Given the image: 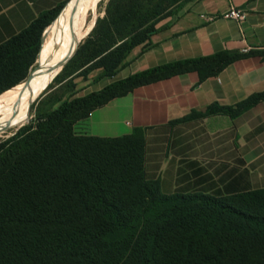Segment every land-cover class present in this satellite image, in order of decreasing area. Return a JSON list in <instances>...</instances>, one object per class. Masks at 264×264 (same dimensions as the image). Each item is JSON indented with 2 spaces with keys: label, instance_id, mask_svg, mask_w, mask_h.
Listing matches in <instances>:
<instances>
[{
  "label": "trees",
  "instance_id": "16d2710c",
  "mask_svg": "<svg viewBox=\"0 0 264 264\" xmlns=\"http://www.w3.org/2000/svg\"><path fill=\"white\" fill-rule=\"evenodd\" d=\"M185 1L138 21L59 84L91 69L102 70L96 82L115 77L136 48L150 46L154 25ZM65 6L0 45V98L25 79L21 73L14 78L17 63L35 60L44 28ZM84 45L72 52L69 64ZM250 54L264 57V51ZM243 56L219 53L170 63L84 97L72 91L50 114L39 116L37 126L26 125L2 142L0 264H264L261 199L164 195L159 181L146 178L142 129L120 138L74 130L95 109L137 87L188 72H198L203 82ZM261 101L264 93L254 94L236 112Z\"/></svg>",
  "mask_w": 264,
  "mask_h": 264
},
{
  "label": "crops",
  "instance_id": "0c3cea01",
  "mask_svg": "<svg viewBox=\"0 0 264 264\" xmlns=\"http://www.w3.org/2000/svg\"><path fill=\"white\" fill-rule=\"evenodd\" d=\"M70 1L0 0V45ZM231 9L246 20L224 18ZM157 28L115 77L94 79L76 96L178 61L244 56L203 82L188 72L137 87L95 109L75 133L120 138L142 129L146 178L159 181L164 195L258 198L264 206V101L236 112L264 93V57L250 54L264 51V0H187Z\"/></svg>",
  "mask_w": 264,
  "mask_h": 264
},
{
  "label": "rangeland",
  "instance_id": "374dc122",
  "mask_svg": "<svg viewBox=\"0 0 264 264\" xmlns=\"http://www.w3.org/2000/svg\"><path fill=\"white\" fill-rule=\"evenodd\" d=\"M176 1L177 0H106L101 2L97 6V9L95 11L88 14L85 30L83 31L80 38H78L79 41H76L73 48L66 55V61L71 57L72 52L77 47V49H79L80 46L84 45V43L87 42L83 46L81 53L77 58L73 60V62H71L70 64L68 62L66 64L69 66L68 70L65 72H63V70L66 65L64 67L63 65L66 61L64 62V64L49 82L46 89L32 104L28 115L19 114L17 116L9 118V120L7 119L6 121L0 123V144L13 137L22 127L26 125H32L33 127L37 126L39 116H46L47 114H50L60 105L63 100L68 97V95L72 91H75L78 87H85L94 79H96V77L102 72V70L97 69H91L90 71L86 70L82 74L77 76L74 80L61 86L59 84L60 81L63 80L73 69L80 67L84 62H87L97 50L103 49L110 43L119 42L122 37L129 31V29H131L133 25L138 23V21H146L152 18L156 12L165 9ZM69 3L66 4L62 12L65 11ZM62 12L59 16H61ZM57 19H55V21ZM55 21L44 28L41 35L40 51L44 43L45 33L55 23ZM157 29L158 28L156 24L154 25L153 30L156 31ZM99 40L101 42H99ZM40 51L33 62V59H30L29 61H24L23 63H17V70L15 71L17 74L15 73L16 77L14 78H17V75L21 73L25 76V79L18 85L12 87V90L17 86L26 83L33 72L35 73L32 78L36 76L40 69ZM58 51L59 49L56 50L55 54ZM133 53L134 51L132 52V54ZM58 73H62L61 79L54 81L55 78L59 75ZM11 89L9 90L11 91ZM10 91H7V93ZM20 99L21 96L15 97L11 104L15 105L19 103ZM3 103L7 105L8 100H4ZM1 117L2 116H0V118Z\"/></svg>",
  "mask_w": 264,
  "mask_h": 264
},
{
  "label": "bare ground",
  "instance_id": "6f19581e",
  "mask_svg": "<svg viewBox=\"0 0 264 264\" xmlns=\"http://www.w3.org/2000/svg\"><path fill=\"white\" fill-rule=\"evenodd\" d=\"M103 1L106 0H73L69 3L45 33L39 57L40 69L36 76L0 98V123L19 114L28 115L32 104L64 64L66 55L85 30L88 14L95 11ZM57 49L59 51L55 54ZM18 96H21L19 103L12 105L11 102ZM4 100H8L7 105L3 103Z\"/></svg>",
  "mask_w": 264,
  "mask_h": 264
},
{
  "label": "built area",
  "instance_id": "2783aa9c",
  "mask_svg": "<svg viewBox=\"0 0 264 264\" xmlns=\"http://www.w3.org/2000/svg\"><path fill=\"white\" fill-rule=\"evenodd\" d=\"M246 16L247 14L240 9H231L230 11H228L225 15L224 18L226 19H230V20H234L238 23H243L246 20ZM244 52H248V50H245Z\"/></svg>",
  "mask_w": 264,
  "mask_h": 264
},
{
  "label": "water",
  "instance_id": "95a60500",
  "mask_svg": "<svg viewBox=\"0 0 264 264\" xmlns=\"http://www.w3.org/2000/svg\"><path fill=\"white\" fill-rule=\"evenodd\" d=\"M62 13H63V12H62ZM59 17H60V16H59ZM59 17H58V18H59ZM72 57H73V56H71V57L65 62V64L63 65V67H64V66H65V65L71 60ZM63 67H62V68H63ZM34 73H35V72L32 73V75L30 76V78L28 79L27 82H30V81L32 80V77L34 76ZM58 74H59V73H58Z\"/></svg>",
  "mask_w": 264,
  "mask_h": 264
}]
</instances>
